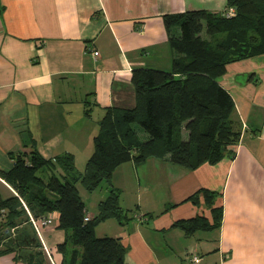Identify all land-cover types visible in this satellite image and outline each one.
I'll return each instance as SVG.
<instances>
[{
  "label": "crops",
  "instance_id": "crops-1",
  "mask_svg": "<svg viewBox=\"0 0 264 264\" xmlns=\"http://www.w3.org/2000/svg\"><path fill=\"white\" fill-rule=\"evenodd\" d=\"M229 7L228 0H0V171L13 167L10 153L33 148L45 158L71 153L83 170L106 109L135 108L133 70L171 69L170 32L178 35L180 29L169 31L165 15L200 9L221 13ZM220 82L235 101L233 117L241 132L221 161L186 169L150 157L114 170L111 183L121 191L128 219L103 222L112 220L109 236L120 238L127 263L170 264L158 252L163 241L183 261L197 254L199 264H264V54L229 63ZM131 182L134 210L126 200ZM153 183L164 187L161 206L143 196L141 184L149 194ZM201 188L218 193L214 206L222 208L221 224L187 235L176 221L200 214L212 219L203 199L186 201ZM0 193L3 198L16 194L1 176ZM82 195L85 201L90 196ZM102 200L87 204L91 218ZM50 215L54 222L42 236L55 252L42 255L43 264L63 258L57 246L66 232L58 227L59 212ZM29 223L10 230L12 237L20 234L13 243L27 247L25 257L13 249L0 256V264H29L30 251L41 242Z\"/></svg>",
  "mask_w": 264,
  "mask_h": 264
},
{
  "label": "trees",
  "instance_id": "trees-1",
  "mask_svg": "<svg viewBox=\"0 0 264 264\" xmlns=\"http://www.w3.org/2000/svg\"><path fill=\"white\" fill-rule=\"evenodd\" d=\"M228 6L236 9V15L201 9L165 15L169 31L174 26L180 29L178 35L170 32L175 51L171 69L133 70L137 104L133 109H106L94 137V153L83 170L71 153L51 158L37 148L10 153L14 165L0 171V176L16 194L3 198L0 193V241L6 239L0 254L21 249L25 257L27 247L9 239L13 227L29 222L28 211L35 217L57 211L58 227L66 232L57 246L63 256L57 264H129L120 238L97 236L94 227L109 218L122 224L128 219L120 205L121 191L111 183L114 170L126 161L141 164L150 157L195 169L205 162L218 163L239 140L235 101L220 78L229 63L264 54V0H228ZM103 182L108 194L96 215L85 222L87 202L82 191L92 193ZM217 196L206 188L195 191L186 201L199 204L203 199L212 219L200 214L174 226L187 235L218 227L222 208L214 206ZM30 252L29 264H43L41 251ZM35 256L39 259L34 262Z\"/></svg>",
  "mask_w": 264,
  "mask_h": 264
},
{
  "label": "rangeland",
  "instance_id": "rangeland-1",
  "mask_svg": "<svg viewBox=\"0 0 264 264\" xmlns=\"http://www.w3.org/2000/svg\"><path fill=\"white\" fill-rule=\"evenodd\" d=\"M91 116L94 118V119H92V120H94V123H96L95 122V120H96V118H97V116H98V113H96L95 111L94 112H91ZM96 125L98 126V124L96 123ZM96 125H94L95 127H94V129L95 128H97V126ZM99 128V127H98ZM98 130V129H97ZM96 132V131H95ZM142 181L144 180L143 178L141 179ZM130 181H132V179L130 180ZM129 186H131L130 188H128L127 189V191H126V193H127V195H126V197H127V201L130 203V208L132 209V210H134L135 209V204H134V201H135V199H134V188H133V183L131 182L130 183V185ZM108 187H107V184H106V182H103L95 191H93L92 193H90L89 192V194H90V196L88 195V197H87V199H86V201H87V204L90 202V203H95L96 201H99V198L100 199H105V197H106V193H108L107 191H106V189H107ZM141 188L144 190L143 191V196L145 197V196H151V198H149V201H150V199H153V198H155L156 199V202H158L159 201V206H161V204L163 203L162 201H163V199H162V196L163 195H165V190H164V187H163V185H161V184H155V183H153L152 184V187H151V189H150V191H149V194H147L146 193V191H145V189H146V186H144V184H141ZM137 189V188H136ZM105 190V193L103 194V196H100V194L103 192ZM153 196V197H152ZM90 198V199H89ZM126 201V202H127ZM134 208V209H133ZM136 209L138 210V208L136 207ZM98 212V211H97ZM132 211L129 209L128 210V213H131ZM87 215H89V214H87ZM90 216V215H89ZM91 217V216H90ZM110 221H112V220H109L108 222H100L99 224H97V226L95 225L94 227H95V229L97 230V236H109L110 234H112V232L110 231V227H109V225H110ZM104 223V224H103ZM112 230V229H111ZM6 242V239L4 238V239H2L1 241H0V249H2V246H4V245H2V242ZM39 251H41L42 252V255L43 256H45V257H47L48 258V255L46 254V251L40 246L39 247V249H38ZM53 252H55V251H53ZM53 252L51 251V255L53 256ZM158 252L160 253V255L161 256H166V258H170V260H169V262H170V264H190V262L187 260V261H183L182 260V257H180V256H176L172 251H170L169 250V247H167L166 245H164V243H163V241L161 242L160 241V243H159V245H158ZM1 255H5V253H2V254H0V256ZM1 263V262H0Z\"/></svg>",
  "mask_w": 264,
  "mask_h": 264
},
{
  "label": "built area",
  "instance_id": "built-area-1",
  "mask_svg": "<svg viewBox=\"0 0 264 264\" xmlns=\"http://www.w3.org/2000/svg\"><path fill=\"white\" fill-rule=\"evenodd\" d=\"M224 15L227 17H232V16L236 15V9L234 7H229L226 11H224ZM94 53L97 54L96 52H94ZM28 215H29L30 224L34 228L39 239L41 240V242H40L41 247L46 251L47 255L50 256L51 251L43 239L42 229L46 226L53 224V222H54L53 217L50 214L40 216V217H35L30 211H28ZM90 219H91V217L89 215H86L85 222L89 221ZM187 260L190 262V264H199L201 261V258L197 254H191L188 256ZM53 264H57V263L53 262Z\"/></svg>",
  "mask_w": 264,
  "mask_h": 264
},
{
  "label": "water",
  "instance_id": "water-1",
  "mask_svg": "<svg viewBox=\"0 0 264 264\" xmlns=\"http://www.w3.org/2000/svg\"><path fill=\"white\" fill-rule=\"evenodd\" d=\"M15 238H16V239H19V238H20V234H17L16 237H12V236H11L9 240H14Z\"/></svg>",
  "mask_w": 264,
  "mask_h": 264
},
{
  "label": "bare ground",
  "instance_id": "bare-ground-1",
  "mask_svg": "<svg viewBox=\"0 0 264 264\" xmlns=\"http://www.w3.org/2000/svg\"><path fill=\"white\" fill-rule=\"evenodd\" d=\"M38 239V238H37ZM32 242H34V241H32ZM40 245V244H39ZM32 246H34V245H32ZM23 249V248H22ZM39 249V248H38ZM21 250V249H20ZM35 252H36V250H35Z\"/></svg>",
  "mask_w": 264,
  "mask_h": 264
}]
</instances>
